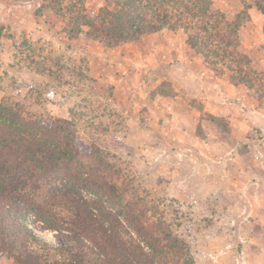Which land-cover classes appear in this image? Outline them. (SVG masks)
I'll use <instances>...</instances> for the list:
<instances>
[{
	"label": "trees",
	"instance_id": "1",
	"mask_svg": "<svg viewBox=\"0 0 264 264\" xmlns=\"http://www.w3.org/2000/svg\"><path fill=\"white\" fill-rule=\"evenodd\" d=\"M239 1L232 21L213 9L212 0H118L106 16L70 20L106 49L180 30L219 76L261 99L264 73L238 49L240 29L250 20V5ZM254 6L264 14V0ZM112 169L105 154L74 137L69 123L29 116L0 101V256L16 264H196L188 244L130 181H115ZM42 189L44 199L33 194ZM85 192L94 198L85 199ZM44 230L64 233L67 242L51 246L39 234Z\"/></svg>",
	"mask_w": 264,
	"mask_h": 264
},
{
	"label": "crops",
	"instance_id": "2",
	"mask_svg": "<svg viewBox=\"0 0 264 264\" xmlns=\"http://www.w3.org/2000/svg\"><path fill=\"white\" fill-rule=\"evenodd\" d=\"M50 2L0 0V101L13 90L35 95L32 89L40 74L29 57L39 48L48 50L43 47L46 40L53 42L56 35L72 42L66 40V13L54 10ZM61 17L65 24L55 32L54 23ZM249 18L243 30L250 36L238 49L253 70L263 73L264 14L252 8ZM109 50L124 66L111 76L110 66L101 68V49L86 47L87 56L96 58V78L105 73L128 107L134 150L145 149L147 164L162 165L173 185L171 194L189 198L184 193L189 188L204 200L221 196L224 189L226 214L215 223L233 231L245 225L235 236L243 248L234 256L228 235L199 237L194 254L209 257L213 264H264V98L219 76L201 55L191 53L180 30L146 34Z\"/></svg>",
	"mask_w": 264,
	"mask_h": 264
},
{
	"label": "rangeland",
	"instance_id": "3",
	"mask_svg": "<svg viewBox=\"0 0 264 264\" xmlns=\"http://www.w3.org/2000/svg\"><path fill=\"white\" fill-rule=\"evenodd\" d=\"M53 1L48 0L50 7L66 13V18H64L67 21L65 27H68L66 40L69 38L72 42L68 43L63 40L62 36L55 35L53 42L46 40L43 43V47L50 52L43 48H39V52L34 50L35 55L43 56L42 60H40L41 58L36 60L35 55L29 57L32 60L30 62L33 64V69L40 74L39 84L32 89L36 96L31 95L27 90H23L22 95L13 90L7 99L18 105L21 112L26 115L40 116L42 119L48 117L56 120L58 124L64 121L69 123V129L74 137L82 145H93L100 153L107 156L108 161L113 165L111 173L114 180L118 183L130 181L138 190L137 192L147 199L153 208L152 211L157 213V217L162 216L170 225L172 232L188 244L192 256L196 255L194 254L195 248H198L201 240L199 237L207 236L210 240V235L217 237L228 235L233 243L232 255L239 253L243 246L237 242L235 236L238 235V232L244 231L245 225L240 224L238 229L241 227V230L233 231L220 228L219 224L215 223L219 217L226 214V209H224L225 202H227V199H224L225 190L220 191L221 196L204 200L192 195L189 188L184 192L189 198L178 197L175 192L171 194L168 189L173 185L169 186L170 182L168 176L163 172L162 165L147 164L149 161H146L145 149L141 151L139 148H135V150L133 148L129 133L130 119L127 105L118 99L119 96L115 95L113 90L110 91L109 87L112 88V86L106 81L105 73L101 75L100 79L94 75L96 58L91 57L89 53L87 56L86 47L88 45L90 51L101 49V68L107 69L110 66L112 69L107 74L108 76H111L113 71L115 72L119 67L124 66L118 65L120 63L115 59L116 55L114 56L112 50L106 49L103 44L100 46V42L87 33V28L77 31L73 20L70 19L96 20L98 17L106 16L112 12L118 0ZM246 2L250 5L249 14L252 8L256 7L254 0H246ZM212 4L213 9L223 12L229 21H232L242 9L239 0H212ZM61 19L63 20V17L56 19L57 21L54 23L55 32H59V29L63 28L65 24V20ZM70 22H72V27ZM247 24L240 29L241 40L250 36V31L243 30ZM67 45H69V50L64 51L63 47ZM190 51L194 53L192 50ZM58 65L60 70L57 69ZM115 65H118L117 68ZM223 68L220 67L219 71L224 70ZM223 77L228 78V76ZM15 85L16 83L13 82V89H15ZM261 94L264 92L261 91ZM33 194L42 199L48 195L45 189L33 192ZM83 196L85 199L94 198L86 192L83 193ZM58 210L65 218L69 219L71 214L69 211L61 207ZM30 218L34 219L33 216ZM190 221H192L191 224H189ZM35 225L39 226L41 223L37 222ZM29 226L32 228L31 224ZM39 234L53 247L67 242L64 233L44 230ZM197 242H199L198 246ZM197 258L199 264H213L209 257L203 256L200 259L198 256ZM0 264L16 263L6 255H2Z\"/></svg>",
	"mask_w": 264,
	"mask_h": 264
}]
</instances>
